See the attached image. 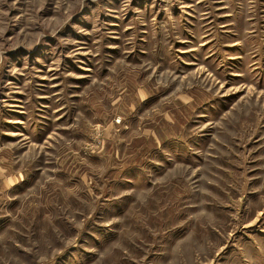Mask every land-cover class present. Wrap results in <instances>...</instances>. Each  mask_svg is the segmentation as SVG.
<instances>
[{"label": "rangeland", "instance_id": "1", "mask_svg": "<svg viewBox=\"0 0 264 264\" xmlns=\"http://www.w3.org/2000/svg\"><path fill=\"white\" fill-rule=\"evenodd\" d=\"M0 264H264V0H0Z\"/></svg>", "mask_w": 264, "mask_h": 264}]
</instances>
